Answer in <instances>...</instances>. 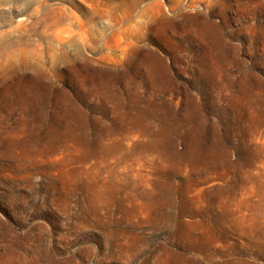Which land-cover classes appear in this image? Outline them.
Returning a JSON list of instances; mask_svg holds the SVG:
<instances>
[{"label":"rangeland","instance_id":"1","mask_svg":"<svg viewBox=\"0 0 264 264\" xmlns=\"http://www.w3.org/2000/svg\"><path fill=\"white\" fill-rule=\"evenodd\" d=\"M0 264H264V0H0Z\"/></svg>","mask_w":264,"mask_h":264}]
</instances>
